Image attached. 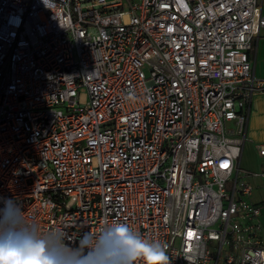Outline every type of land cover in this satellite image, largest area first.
<instances>
[{
  "label": "built area",
  "instance_id": "2783aa9c",
  "mask_svg": "<svg viewBox=\"0 0 264 264\" xmlns=\"http://www.w3.org/2000/svg\"><path fill=\"white\" fill-rule=\"evenodd\" d=\"M263 31L259 0H0V196L40 235L119 222L167 264H264Z\"/></svg>",
  "mask_w": 264,
  "mask_h": 264
},
{
  "label": "clouds",
  "instance_id": "9594fccd",
  "mask_svg": "<svg viewBox=\"0 0 264 264\" xmlns=\"http://www.w3.org/2000/svg\"><path fill=\"white\" fill-rule=\"evenodd\" d=\"M37 248L41 264H167L168 257L158 242L148 243L139 233L119 222H105L99 233L83 232L71 241L60 230L40 235L37 226L24 219L21 203L0 196V249L15 250L27 257ZM159 260H150L149 256Z\"/></svg>",
  "mask_w": 264,
  "mask_h": 264
},
{
  "label": "crops",
  "instance_id": "0c3cea01",
  "mask_svg": "<svg viewBox=\"0 0 264 264\" xmlns=\"http://www.w3.org/2000/svg\"><path fill=\"white\" fill-rule=\"evenodd\" d=\"M259 2L262 4L264 13V0H259ZM251 61L255 77L259 79H264V31L261 33L259 38L253 43ZM247 133H250L251 135V140L248 141V143L253 145V151L255 152L256 157L259 159V163L257 164L256 169L258 170L264 165V159L259 158L256 151L257 145L264 144V142H258V137L261 134L263 135L264 133V94H257L253 97L248 120Z\"/></svg>",
  "mask_w": 264,
  "mask_h": 264
},
{
  "label": "rangeland",
  "instance_id": "374dc122",
  "mask_svg": "<svg viewBox=\"0 0 264 264\" xmlns=\"http://www.w3.org/2000/svg\"><path fill=\"white\" fill-rule=\"evenodd\" d=\"M251 128V125H250ZM247 143L244 147V151H243V157H242V161H241V166L243 169L246 170H256L257 169V164L259 163V159L256 157L255 152L253 151V145L249 144L248 141L251 140V135L250 133H247ZM258 142H264V133L263 135L261 134L258 137ZM254 191L252 193L251 196V201L256 203V204H263L264 205V186L263 183L259 182V181H254ZM261 222L262 225L264 226V207L261 210Z\"/></svg>",
  "mask_w": 264,
  "mask_h": 264
},
{
  "label": "snow or ice",
  "instance_id": "6c2138e0",
  "mask_svg": "<svg viewBox=\"0 0 264 264\" xmlns=\"http://www.w3.org/2000/svg\"><path fill=\"white\" fill-rule=\"evenodd\" d=\"M42 249L37 248L31 252L27 257H22L20 253L15 250H9L5 252L3 249H0V264H41L39 259L40 252ZM150 260H159L158 256H149Z\"/></svg>",
  "mask_w": 264,
  "mask_h": 264
}]
</instances>
